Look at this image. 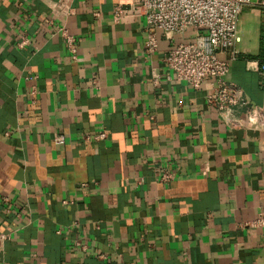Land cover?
Listing matches in <instances>:
<instances>
[{"label":"crops","instance_id":"obj_1","mask_svg":"<svg viewBox=\"0 0 264 264\" xmlns=\"http://www.w3.org/2000/svg\"><path fill=\"white\" fill-rule=\"evenodd\" d=\"M56 1L0 0V264H264V227L250 224L264 212V123L227 125L205 102L214 80L174 79L168 50L189 33L157 32L148 52L142 17L112 21L128 0H73L65 18ZM239 21L226 80L264 109L260 9Z\"/></svg>","mask_w":264,"mask_h":264},{"label":"built area","instance_id":"obj_2","mask_svg":"<svg viewBox=\"0 0 264 264\" xmlns=\"http://www.w3.org/2000/svg\"><path fill=\"white\" fill-rule=\"evenodd\" d=\"M72 1L53 2L50 7L53 15L57 18L73 15L75 9ZM245 6L257 7L262 14L259 68L264 72V0H128L114 8L112 21L116 23L142 17L146 26L145 46L148 52L157 49V32L169 41L173 35L189 33L188 38L168 50L166 64L174 79L187 83L193 89H198L205 79L214 80V88L205 94L206 104L213 107L227 125L258 130L264 123V109L252 105L239 88L226 80L230 63L237 55L235 45L239 42V14ZM52 24L53 32L64 39L69 56L74 61L77 58L74 37L68 33L63 22ZM27 42L23 39L18 46L22 47ZM227 51V57L220 56ZM36 93V88L32 87L30 94ZM105 138L106 132L103 130L85 136L87 141ZM53 142L61 144L63 136L55 135ZM171 178L169 171H163L158 180L166 183ZM1 200L6 204L10 202L5 196ZM250 224L264 227V212L258 213ZM8 239L9 233L0 232V247ZM76 245L81 250L86 249L78 241Z\"/></svg>","mask_w":264,"mask_h":264},{"label":"rangeland","instance_id":"obj_3","mask_svg":"<svg viewBox=\"0 0 264 264\" xmlns=\"http://www.w3.org/2000/svg\"><path fill=\"white\" fill-rule=\"evenodd\" d=\"M239 35L242 38L251 40V18L248 15L242 14L239 21Z\"/></svg>","mask_w":264,"mask_h":264}]
</instances>
